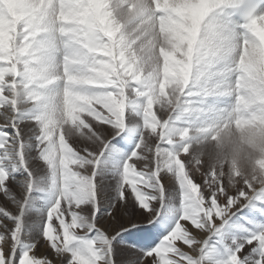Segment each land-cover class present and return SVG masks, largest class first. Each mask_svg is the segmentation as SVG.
I'll return each instance as SVG.
<instances>
[{
  "label": "rangeland",
  "instance_id": "1",
  "mask_svg": "<svg viewBox=\"0 0 264 264\" xmlns=\"http://www.w3.org/2000/svg\"><path fill=\"white\" fill-rule=\"evenodd\" d=\"M92 1L0 0V115L17 109L19 147L0 151V264H264V189L240 205L264 187V59L242 65L246 111L224 128L230 54L198 0H160L158 21L144 0Z\"/></svg>",
  "mask_w": 264,
  "mask_h": 264
},
{
  "label": "bare ground",
  "instance_id": "2",
  "mask_svg": "<svg viewBox=\"0 0 264 264\" xmlns=\"http://www.w3.org/2000/svg\"><path fill=\"white\" fill-rule=\"evenodd\" d=\"M2 1V0H1ZM88 1V0H87ZM99 1V0H98ZM102 1V0H101ZM4 2H5V6H6V10H7V12H10V9H9V6H10V0H4ZM92 2H95V3H93V5H96V0H94V1H92ZM88 3V2H87ZM87 3H86V5H87ZM100 3V2H99ZM224 3V0H222V2L220 3V4H223ZM197 4H198V6L196 7V10H195V13H196V16H200L201 15V8H203L204 7V0H198L197 1ZM217 4V3H216ZM92 7V6H91ZM90 7V8H91ZM88 8V7H87ZM89 9V8H88ZM93 10H94V8H92ZM92 10V11H93ZM90 13V12H89ZM93 13H95V12H93ZM102 13H104V12H102ZM55 18V17H54ZM98 19V18H97ZM219 30V29H218ZM217 35H218V40H220V41H223V39L225 38L224 36V34L222 33V31H216L215 32ZM203 40V39H202ZM264 41V40H263ZM227 42V41H226ZM264 43V42H263ZM178 45V44H177ZM222 46H224V48H227V49H230V46H229V44H228V42L226 43V47H225V45H222ZM244 46H245V48H244V53H245V58L243 57V63H242V65H243V68H245V69H249L251 72H252V74H254V73H256V71L259 69V67L261 66V64H260V66H258V61H262L263 59H264V56H263V54L261 53V49H260V46L259 45H257V44H255L254 42H253V40L251 41V40H248L247 41V44L245 43L244 44ZM181 48V47H180ZM178 50H179V48H177ZM182 51V50H181ZM178 52V51H177ZM179 53V52H178ZM177 53V54H178ZM174 56V55H173ZM179 56V55H178ZM183 58V57H182ZM181 58V59H182ZM128 59H131V58H128ZM180 59V60H181ZM171 60V59H170ZM130 61V60H129ZM129 61H128V63H129ZM172 61V60H171ZM177 61V60H176ZM246 61H248V65H246L247 63H246ZM180 62H182V61H180ZM172 63V62H171ZM175 63V62H174ZM135 64V63H134ZM128 65V64H127ZM176 66V65H175ZM129 66H127V68H128ZM178 67V66H177ZM179 68V67H178ZM190 68L191 67H187V69H189L188 71H190ZM174 71V70H173ZM197 72V71H196ZM174 74H176V73H174ZM168 76V75H167ZM176 76V75H175ZM174 75H173V77H175ZM178 76V75H177ZM189 77V76H188ZM171 78H172V76H171ZM177 78H181V77H177ZM177 78H174V80L172 81L171 79H170V81L168 82V83H170V84H175V79H177ZM189 79V78H188ZM182 80V79H181ZM180 80V81H181ZM177 81V80H176ZM252 82H254V78L251 80ZM179 82V81H178ZM5 83H6V81L4 82V85H5ZM177 84V83H176ZM186 86V85H185ZM176 88V87H175ZM254 90H257V88H253ZM145 90V89H144ZM13 92H12V94L11 95H13L14 94V90H12ZM240 91H242V90H240ZM179 93H180V91H179ZM256 94L258 95L259 94V92H256ZM152 95V94H151ZM179 95V94H178ZM150 96V95H149ZM151 97V96H150ZM246 97H248V93L246 94V95H244V94H242V98H241V100H242V104H244V102H243V100L246 98ZM4 99V98H3ZM155 100L159 103V101L160 100H158V99H156L155 98ZM177 100V99H176ZM1 102H2V100H0ZM10 101V100H9ZM153 102V101H152ZM181 103V102H180ZM7 104V103H6ZM10 104V103H9ZM11 105H13V104H11ZM158 105V104H157ZM6 106V105H5ZM7 108V107H6ZM5 108V109H6ZM11 108V109H10ZM173 109H174V107H173ZM17 109L14 107V106H12V107H9V109H6V110H4V111H2V115H0V129L1 130H3L5 133H3L4 135V137L5 138H3V142L2 143H0V151H2V153L4 154V155H9L8 156V159L7 160H9L10 158H11V155L12 154H15V151L14 150H16V148H15V145H17V143H16V140H17V136H16V134L18 133H12V132H16V126L14 127L13 125L16 123V121L17 120H15L14 118H15V115H16V113H17V111H16ZM8 112H9V115H7L8 114ZM1 113V112H0ZM7 121V122H6ZM21 127V126H20ZM183 132V131H182ZM21 133V132H20ZM19 133V134H20ZM2 134V133H1ZM159 134V133H158ZM5 140H8V141H5ZM181 143V142H180ZM17 147H18V145H17ZM154 147V146H153ZM19 148V147H18ZM150 148V147H149ZM154 149H156V145H155V147H154ZM18 152H19V150H17ZM18 154V153H17ZM15 156V155H14ZM2 157V156H1ZM6 157V156H5ZM2 158H0V160H1ZM3 159H5V158H3ZM6 160V161H7ZM10 161V160H9ZM9 164L8 165H14V164H12L11 162H8ZM3 164V163H2ZM6 164V163H5ZM10 166V167H11ZM14 167V166H13ZM180 169V168H179ZM178 169V170H179ZM14 169H12L11 170V172H10V174H13L14 172ZM127 171V170H126ZM1 174V173H0ZM132 175V174H131ZM13 176V175H12ZM130 176V175H129ZM164 176V175H163ZM131 177V176H130ZM129 177V178H130ZM155 178V177H154ZM130 179H132V178H130ZM134 179V178H133ZM167 179H169V178H167ZM18 180H22L21 178H18ZM25 181V180H24ZM21 182V181H20ZM127 182H128V180H127ZM132 183H136L135 181L134 182H132ZM181 184L183 183V182H180ZM130 185V184H129ZM131 186V185H130ZM133 186V185H132ZM178 187V186H177ZM176 188V187H175ZM174 188V189H175ZM179 188V187H178ZM182 189H183V187H182ZM262 189H264V187H262V188H260V189H251L250 190V192H249V194L247 195V197H248V199H243V200H241L242 202H241V206H243V205H245L246 207H251L252 205H253V203L255 202L254 200H256V199H258V198H261V194H260V191L262 190ZM130 190V189H129ZM134 190V189H133ZM136 191V190H135ZM181 191V190H180ZM183 192V191H182ZM181 192V194H183ZM242 194H244V193H242ZM241 194V195H242ZM137 195V194H136ZM142 195V194H141ZM140 195V196H141ZM229 195H232V192L229 194ZM135 196V195H134ZM139 196V195H138ZM246 197V198H247ZM184 199H186V197L184 198ZM230 200V199H229ZM232 200V199H231ZM261 200H264V198H262ZM139 201H141V200H139ZM145 202V201H144ZM181 202H182V200H181ZM230 202V201H229ZM142 204H143V201L141 202ZM145 204V203H144ZM138 205H139V203H138ZM140 206V205H139ZM240 206V207H241ZM234 207V206H233ZM233 207H232V205H228V208H229V210H230V212L233 214L237 209H234L233 210ZM144 208V207H143ZM189 208V207H188ZM240 209V208H239ZM215 217H214V220H216V218H217V215L215 214L214 215ZM184 217V216H183ZM182 217V218H183ZM187 217H188V215H187ZM185 218V220H187L188 222H189V220H188V218ZM189 218H190V216H189ZM193 219V218H192ZM197 219V218H196ZM195 219V220H196ZM183 220V219H182ZM190 221H192L191 219H190ZM197 221V220H196ZM196 221H194V222H196ZM199 221H200V219H199ZM187 222V223H188ZM189 223H191V222H189ZM193 224V223H192ZM197 224V223H196ZM195 224V225H196ZM216 227V226H215ZM214 227V228H215ZM218 227V226H217ZM216 227V228H217ZM198 228V227H197ZM203 228L204 227H201V229L203 230ZM194 230H195V227H194ZM196 231V230H195ZM198 231V230H197ZM200 231V230H199ZM215 231H217V230H212V228L210 229L209 228V232L207 231V229L203 232V233H201V235H202V237H201V241L203 242L205 239H208V237L210 236V235H212L213 234V232H215ZM206 232H207V234H206ZM200 233H196V235L198 236ZM196 244V243H195ZM198 244V243H197ZM197 246H199V245H197ZM187 247V246H186ZM194 248H196V247H194ZM202 248V247H201ZM3 249V248H2ZM5 249V248H4ZM193 250V249H192ZM196 250H197V248H196ZM195 250V251H196ZM5 251V250H4ZM21 252H22V250H21ZM195 253V252H194ZM5 255V254H4ZM218 255V254H217ZM217 255H213V257L214 256H217ZM7 256V255H6ZM5 257V256H4ZM8 257H10V256H8Z\"/></svg>",
  "mask_w": 264,
  "mask_h": 264
}]
</instances>
